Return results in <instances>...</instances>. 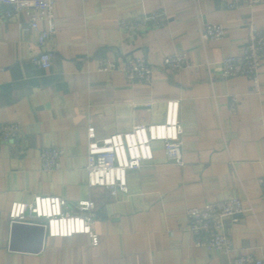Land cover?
Here are the masks:
<instances>
[{"label":"crops","instance_id":"1","mask_svg":"<svg viewBox=\"0 0 264 264\" xmlns=\"http://www.w3.org/2000/svg\"><path fill=\"white\" fill-rule=\"evenodd\" d=\"M158 9L168 13L160 24L135 34L120 26ZM54 10L46 69L37 62L42 47L28 17L0 13V123L20 126L15 139L0 140V264H230L246 252L264 262V64L257 90L248 75L220 74V61L241 53L246 24L264 28V0L253 9L229 8L226 0H55ZM206 22L223 24L225 38H203ZM171 53H186L189 67H167ZM128 56L148 61L151 81L99 69L103 60ZM172 98L180 99L184 163L156 142L153 160L129 172L126 190L90 187L88 124L100 140L161 122ZM50 146L64 153L59 169L44 171L40 153ZM39 194L70 204L92 199L99 244L85 233L50 236L43 219L11 223L12 202ZM231 196L244 206L228 225L233 250L196 246L187 209Z\"/></svg>","mask_w":264,"mask_h":264},{"label":"built area","instance_id":"2","mask_svg":"<svg viewBox=\"0 0 264 264\" xmlns=\"http://www.w3.org/2000/svg\"><path fill=\"white\" fill-rule=\"evenodd\" d=\"M229 8L246 6L253 9L263 0H226ZM55 0H0V13L10 18L22 13L28 17L27 28L38 31L37 41L42 47L38 64L42 68L52 65L53 52L48 48L56 33ZM166 9H158L129 19H122L120 26L132 34L141 32L145 27L157 25L167 20ZM40 22L45 27L40 29ZM25 27L24 22L18 23ZM247 39L238 55H229L220 61L222 77L248 75L253 78L254 88L260 86L258 72L264 64V28L254 22H248ZM226 36L223 24L206 22L202 28L205 39L222 40ZM164 64L181 70L189 67L186 53H171ZM104 72L123 71L129 80L151 81L153 67L143 57L128 56L124 62L106 61L100 63ZM236 101V99H234ZM234 101V102H235ZM235 104V103H234ZM235 107V105H233ZM20 126L16 122L0 123V140L10 141L19 134ZM87 183L90 187L102 186L126 190L128 174L139 169L143 163L154 158V143L160 142L165 153L179 165L184 163L183 140L184 126L180 120V99L167 101L165 118L161 122L148 125L135 124L130 130L110 134L98 139L91 123L88 124ZM63 150L58 147H44L40 153L42 169L53 171L60 168ZM264 192V176L260 178ZM74 207V211L69 208ZM95 202L90 198L79 199L70 204L59 195H36L30 202L13 201L7 213L11 223H29L43 219L47 233L53 237H70L77 233L90 234L94 245L100 242L99 235L93 231L91 212ZM244 211L243 201L238 196L208 201L204 205L187 209V230L193 234L195 245L209 249L233 250V239L229 232V223H237ZM3 211L0 209V225ZM230 264H264L263 260L250 252L235 256Z\"/></svg>","mask_w":264,"mask_h":264},{"label":"water","instance_id":"3","mask_svg":"<svg viewBox=\"0 0 264 264\" xmlns=\"http://www.w3.org/2000/svg\"><path fill=\"white\" fill-rule=\"evenodd\" d=\"M15 224H16V223H15ZM16 225H18V224H16ZM41 227L44 229V226H43V225H42Z\"/></svg>","mask_w":264,"mask_h":264}]
</instances>
